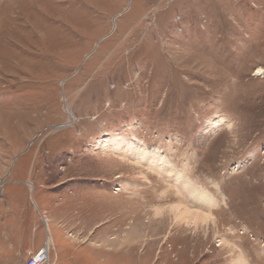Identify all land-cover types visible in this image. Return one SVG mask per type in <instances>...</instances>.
Listing matches in <instances>:
<instances>
[{
    "label": "rangeland",
    "instance_id": "374dc122",
    "mask_svg": "<svg viewBox=\"0 0 264 264\" xmlns=\"http://www.w3.org/2000/svg\"><path fill=\"white\" fill-rule=\"evenodd\" d=\"M46 241L264 264V0H0V264Z\"/></svg>",
    "mask_w": 264,
    "mask_h": 264
},
{
    "label": "built area",
    "instance_id": "2783aa9c",
    "mask_svg": "<svg viewBox=\"0 0 264 264\" xmlns=\"http://www.w3.org/2000/svg\"><path fill=\"white\" fill-rule=\"evenodd\" d=\"M50 243H45L36 250L24 264H51L50 258Z\"/></svg>",
    "mask_w": 264,
    "mask_h": 264
},
{
    "label": "bare ground",
    "instance_id": "6f19581e",
    "mask_svg": "<svg viewBox=\"0 0 264 264\" xmlns=\"http://www.w3.org/2000/svg\"><path fill=\"white\" fill-rule=\"evenodd\" d=\"M256 72L257 73H261L262 70L258 69ZM185 211L186 212H184V213H190V214L194 215L196 218H200L202 220L205 219V218H208L206 213H202L201 211H198V210H194L195 212H191L190 209L188 211L187 210H185ZM46 243H48V242L46 241ZM242 264H246V263H242Z\"/></svg>",
    "mask_w": 264,
    "mask_h": 264
}]
</instances>
